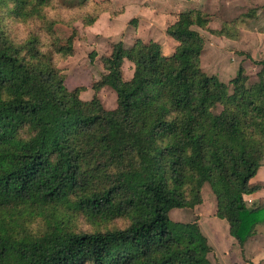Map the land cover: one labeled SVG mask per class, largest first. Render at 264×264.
Here are the masks:
<instances>
[{
  "label": "trees",
  "instance_id": "trees-1",
  "mask_svg": "<svg viewBox=\"0 0 264 264\" xmlns=\"http://www.w3.org/2000/svg\"><path fill=\"white\" fill-rule=\"evenodd\" d=\"M53 1L0 0V264H213L198 221L169 215L203 203L207 182L216 215L244 245L264 222V204L245 199L264 187L253 181L264 158V58L259 82L250 84L242 65L230 91L201 65L205 40L194 26L208 28L209 13L183 10L166 29L178 43L171 55L153 39L112 44L93 84L116 92L117 106L108 109L98 94L84 100L80 87L66 86L54 53L74 54L77 31L57 35L45 10ZM95 9L84 24L111 11ZM255 12L212 32L236 39L233 29ZM8 17L41 22L49 43L38 34L16 41ZM126 59L134 65L128 79ZM19 206L54 220L39 234L15 219L10 225L4 214ZM71 210L126 224L75 230Z\"/></svg>",
  "mask_w": 264,
  "mask_h": 264
},
{
  "label": "rangeland",
  "instance_id": "rangeland-1",
  "mask_svg": "<svg viewBox=\"0 0 264 264\" xmlns=\"http://www.w3.org/2000/svg\"><path fill=\"white\" fill-rule=\"evenodd\" d=\"M94 1L100 2V6H109L111 11H103L93 24L86 25L83 23V16L95 11L99 6L95 5ZM245 1V5L240 3L234 7L231 2L227 5L226 0L224 3H221V0H54L45 10L48 18L55 20V31L62 40L71 35L74 29L77 31L74 54L62 56L60 53H54L57 66L65 75L66 86L70 90L80 87V96L84 100H91L98 94L103 105L112 109L117 106L116 92L110 86H104L98 92L93 88V84L100 80L105 72L102 59L110 54L112 44L123 41L126 47H131L137 38L145 41L153 39L162 45L165 55H171L178 43L167 34L166 29L174 22L178 12L191 8L204 9L210 16L208 28L194 26L205 40L201 54L203 70L209 75H217L229 85L230 91L233 89L231 79L236 76L242 65L249 76V83L259 82V71L262 67L258 61L264 58V0ZM252 8L256 10L254 16L240 21L239 26L233 29L235 32L239 31L236 39L212 32L213 29H221L225 21H231ZM112 11L117 13L113 15ZM6 24L10 35L16 41H24L32 34H38L44 44L50 41L42 23L37 20L24 22L8 17ZM133 71V63L126 59L123 65L124 77L130 78ZM221 109L222 106L218 105L215 111L219 112ZM203 194L207 211L214 209L217 206V198L208 182L203 187ZM19 207L5 212V220L10 225L15 223V219L29 232L39 234L54 220L48 212L46 215L39 212L30 213L26 207ZM179 210L181 209L169 212L173 220L184 219ZM68 214L69 224L79 231L126 224L123 219L92 222L83 213L73 210Z\"/></svg>",
  "mask_w": 264,
  "mask_h": 264
},
{
  "label": "crops",
  "instance_id": "crops-1",
  "mask_svg": "<svg viewBox=\"0 0 264 264\" xmlns=\"http://www.w3.org/2000/svg\"><path fill=\"white\" fill-rule=\"evenodd\" d=\"M227 5L236 7L245 5V0H226ZM225 0H221L224 3ZM264 164L259 168L253 181L264 182ZM204 195V194H203ZM249 206L264 204V187L254 193L245 195ZM203 203L194 208H180L184 215L182 222L197 220L202 232L208 238L212 251L209 258L213 264H264V222L258 224L256 233L244 245H241L230 233V225L226 219L216 215L217 206L208 210ZM178 209V208H173ZM172 209V210H173ZM171 210V211H172ZM178 221V220H177Z\"/></svg>",
  "mask_w": 264,
  "mask_h": 264
}]
</instances>
